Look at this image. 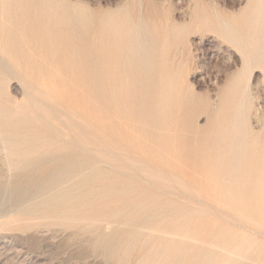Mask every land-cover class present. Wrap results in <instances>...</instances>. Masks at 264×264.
<instances>
[{
	"label": "rangeland",
	"instance_id": "1",
	"mask_svg": "<svg viewBox=\"0 0 264 264\" xmlns=\"http://www.w3.org/2000/svg\"><path fill=\"white\" fill-rule=\"evenodd\" d=\"M0 264H264V0H0Z\"/></svg>",
	"mask_w": 264,
	"mask_h": 264
},
{
	"label": "bare ground",
	"instance_id": "2",
	"mask_svg": "<svg viewBox=\"0 0 264 264\" xmlns=\"http://www.w3.org/2000/svg\"><path fill=\"white\" fill-rule=\"evenodd\" d=\"M259 5V4H258ZM263 5V4H262ZM262 7V6H261ZM261 8L258 7L257 5L255 6L254 8V11H253V16L257 17L260 15L261 11L260 10ZM252 10H253V6H252ZM252 10H250L252 12ZM250 18V17H249ZM255 20V19H253ZM91 22V21H90ZM254 23V22H253ZM250 25V24H249ZM52 30V29H51ZM226 35L232 39V41H237V31L231 29L230 27L226 30ZM257 33V32H256ZM254 34V33H253ZM259 34V33H258ZM259 36V35H258ZM256 37V36H253V38ZM252 39V38H251ZM255 39V38H254ZM247 40V39H246ZM244 41V40H243ZM51 42V41H50ZM95 42V41H94ZM238 42V41H237ZM241 42V41H240ZM250 42V41H249ZM253 44V43H252ZM250 44V46L252 45ZM258 44V43H257ZM262 45V44H261ZM245 46V45H244ZM253 46V45H252ZM255 46V44H254ZM143 47V46H142ZM258 48V46H257ZM246 50V49H245ZM1 51H4V50H1ZM142 51V50H141ZM258 51V50H257ZM246 54V53H245ZM254 57V56H252ZM3 62V61H2ZM249 63V62H248ZM252 64V63H251ZM22 77V76H21ZM107 90V89H106ZM47 94V93H46ZM85 98V97H84ZM225 129V128H224ZM169 134V133H168ZM178 137V136H177ZM173 138V137H172ZM117 140V139H116ZM180 141V140H179ZM74 151V150H73ZM7 160V159H6ZM60 163L58 165L57 168H55V170L51 171L48 173V179H47V185L48 186H57V185H61L64 181H68V179L70 178V176L72 177V174L74 172H76V170L80 169V168H83L85 166V162H83L80 158H62L59 160ZM10 165V164H9ZM47 167V166H45ZM44 168V167H43ZM48 169V168H47ZM50 169V168H49ZM54 169V168H53ZM102 170V169H101ZM100 170V171H101ZM32 173H28V174H25L24 176L25 177H29L31 176ZM106 175V174H105ZM95 176V175H94ZM78 177V176H77ZM76 177V178H77ZM89 177H92V176H89ZM99 177V176H98ZM109 177V176H108ZM44 178V177H43ZM132 179V177H130ZM79 179V178H78ZM99 179V178H98ZM106 179V178H105ZM86 181V179H84ZM83 180V181H84ZM100 180V179H99ZM135 180V179H134ZM71 181V180H70ZM95 181V180H94ZM29 182V181H28ZM87 182H90V181H87ZM137 183V182H136ZM76 184V183H75ZM86 184V183H85ZM92 185V183H91ZM123 185V184H122ZM95 186V185H93ZM77 188V187H76ZM84 188V187H83ZM88 188V187H87ZM95 189V187H94ZM79 190V189H78ZM79 192V191H78ZM95 192V191H94ZM92 192V193H94ZM149 192V191H148ZM89 193V192H88ZM138 194V193H137ZM263 194V193H262ZM95 196V195H94ZM43 197V196H42ZM40 198V197H39ZM44 199V198H43ZM71 201V200H70ZM88 201V200H87ZM49 202V201H48ZM45 203V202H44ZM56 203V202H55ZM70 203V202H68ZM78 202H76L77 204ZM75 204V205H76ZM72 207V206H71ZM70 207V208H71ZM54 209V208H53ZM56 209V207H55ZM59 209V208H58ZM40 210V209H39ZM56 212V211H55ZM136 221V225L142 229H149V230H152V228H148L150 227L149 226V222L151 221L150 218H140V219H137V220H134ZM131 223H133V221H131ZM149 234V233H148ZM245 246V245H244ZM217 247V246H216ZM247 247V246H246ZM244 248V247H243ZM217 249L219 250V248L217 247ZM233 249V248H232ZM224 250V249H222ZM214 252V251H213ZM220 252V251H219ZM230 252V251H229ZM227 253V252H226ZM230 254V253H229ZM235 256V255H233ZM239 256V255H238ZM219 258V257H218Z\"/></svg>",
	"mask_w": 264,
	"mask_h": 264
}]
</instances>
